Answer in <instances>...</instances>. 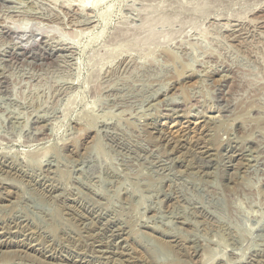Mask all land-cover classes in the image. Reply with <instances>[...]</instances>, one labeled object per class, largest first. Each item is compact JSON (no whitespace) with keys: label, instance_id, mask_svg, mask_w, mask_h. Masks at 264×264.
I'll return each instance as SVG.
<instances>
[{"label":"rangeland","instance_id":"rangeland-1","mask_svg":"<svg viewBox=\"0 0 264 264\" xmlns=\"http://www.w3.org/2000/svg\"><path fill=\"white\" fill-rule=\"evenodd\" d=\"M0 264H264V0H0Z\"/></svg>","mask_w":264,"mask_h":264},{"label":"bare ground","instance_id":"bare-ground-1","mask_svg":"<svg viewBox=\"0 0 264 264\" xmlns=\"http://www.w3.org/2000/svg\"><path fill=\"white\" fill-rule=\"evenodd\" d=\"M205 126V125H204ZM202 127V126H201ZM246 145V144H245ZM230 146V145H229ZM244 146L240 143L237 144H233L231 146V150H230V158L231 160H233L234 164L236 162V167H242L244 165V161H247L246 159V150L243 148ZM212 149V148H211ZM201 152V151H200ZM248 153V152H247ZM208 154V152H207ZM214 154V153H213ZM210 156V155H208ZM226 156V155H225ZM202 157V156H200ZM250 157V156H249ZM211 159V158H210ZM205 160V159H204ZM208 162V161H207ZM210 162V161H209ZM232 163V162H231ZM233 164V163H232ZM231 164V165H232ZM245 166V165H244ZM228 168V167H227ZM241 169V168H240ZM236 171V170H235ZM240 171V170H238ZM242 171V170H241ZM233 172V171H232ZM239 174V173H238ZM231 176V174H230ZM235 176V175H234ZM237 178V177H236ZM232 179V178H231ZM234 181V180H233Z\"/></svg>","mask_w":264,"mask_h":264}]
</instances>
